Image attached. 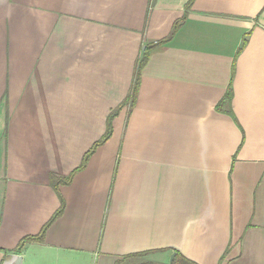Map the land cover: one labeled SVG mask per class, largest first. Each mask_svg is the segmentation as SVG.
Wrapping results in <instances>:
<instances>
[{
  "label": "crops",
  "instance_id": "obj_1",
  "mask_svg": "<svg viewBox=\"0 0 264 264\" xmlns=\"http://www.w3.org/2000/svg\"><path fill=\"white\" fill-rule=\"evenodd\" d=\"M136 253L264 264V0H0V264Z\"/></svg>",
  "mask_w": 264,
  "mask_h": 264
},
{
  "label": "trees",
  "instance_id": "obj_2",
  "mask_svg": "<svg viewBox=\"0 0 264 264\" xmlns=\"http://www.w3.org/2000/svg\"><path fill=\"white\" fill-rule=\"evenodd\" d=\"M169 38L170 37L165 38V39H161L157 43H163V42L169 40ZM153 46H154V44L146 45L145 48L142 50L141 55L137 59V62H136V65H135V71H134L133 81H132V84H131L130 91H129L127 97L125 98V100H123V102L119 106H122L124 103H129L130 105H133L134 100H135L136 95H137V91H138V85H139V79H140V75H141V70H142L143 66L146 64V62L148 60V57H149V51H150V49ZM229 99H230V90L227 91V94L225 95L224 101L229 102ZM114 114H115V112L114 111H111V113L108 115V118H107L108 119V123H107V127H106L105 133L97 141H95L93 143V145L91 146V148L82 157L80 164L71 173H69L66 176H59V175H56V174H53L51 176V184H52V186L55 189H57V186L59 184H61V183L62 184L68 183L71 180L73 174L77 170H79L80 168H82L83 166H85L88 157L91 155V153L94 151V149L98 145H100L101 143H103L110 136V134H111L110 120H111V118L113 117ZM60 200H61L60 206H59L58 210L53 214L51 220H53L54 218H56L61 213V211L63 209V200H62V197H60ZM49 223H47V225ZM47 225H45V227H43V229L38 234L24 236L19 241V243L17 244V247L15 248V250L20 251L24 247V245L26 243H28V242H32V241H42L43 240V235H44V230H45V228H46ZM141 254L142 253H136V254H132V255H127V256H124L123 259L124 258H128L130 256L141 255ZM146 262H147V264H153L152 262H148V261H146ZM120 263H121V261H118L116 264H120ZM170 264H196V263L193 262V261H191V260H189V259H186L185 257H183L180 254H176L173 257V259L170 262Z\"/></svg>",
  "mask_w": 264,
  "mask_h": 264
},
{
  "label": "water",
  "instance_id": "obj_3",
  "mask_svg": "<svg viewBox=\"0 0 264 264\" xmlns=\"http://www.w3.org/2000/svg\"><path fill=\"white\" fill-rule=\"evenodd\" d=\"M175 253H172L169 259V263L172 261ZM21 257L20 255L13 254L8 260H6L3 264H20Z\"/></svg>",
  "mask_w": 264,
  "mask_h": 264
},
{
  "label": "rangeland",
  "instance_id": "obj_4",
  "mask_svg": "<svg viewBox=\"0 0 264 264\" xmlns=\"http://www.w3.org/2000/svg\"><path fill=\"white\" fill-rule=\"evenodd\" d=\"M120 261H121L120 264H147V262L143 261V259L136 258V257H134V258H126V259H122Z\"/></svg>",
  "mask_w": 264,
  "mask_h": 264
}]
</instances>
